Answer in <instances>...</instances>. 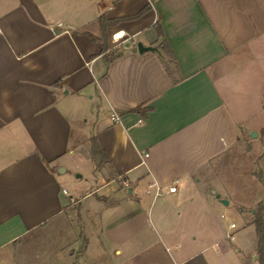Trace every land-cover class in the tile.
<instances>
[{
    "label": "crops",
    "instance_id": "crops-1",
    "mask_svg": "<svg viewBox=\"0 0 264 264\" xmlns=\"http://www.w3.org/2000/svg\"><path fill=\"white\" fill-rule=\"evenodd\" d=\"M48 3L0 0V251L29 235V258L47 262L36 248L63 216L64 264H260L253 206L264 188L238 208L217 165L239 143L241 155L256 147L243 172L260 185L264 0ZM82 123L92 128L79 136ZM94 139L110 160L102 169ZM77 151L103 178L79 198L56 172ZM229 208L242 225L226 221Z\"/></svg>",
    "mask_w": 264,
    "mask_h": 264
},
{
    "label": "rangeland",
    "instance_id": "rangeland-1",
    "mask_svg": "<svg viewBox=\"0 0 264 264\" xmlns=\"http://www.w3.org/2000/svg\"><path fill=\"white\" fill-rule=\"evenodd\" d=\"M60 0H49V6L50 7H56L59 6ZM93 111H95V107H93ZM92 107L90 108L84 107L79 113L84 112L85 115L83 118H90V114ZM78 113V111H77ZM82 121V120H80ZM80 126H76L77 128V134L79 136H83V134H79V132L83 128V133L86 134V130L89 132V130L92 128V124L89 123L87 125L85 124H79ZM77 135V136H78ZM262 138V137H261ZM261 140V139H260ZM264 144V141H263ZM245 145V142L239 143L235 149L227 153L225 156L222 158V163L217 165L221 171H224L227 174V176L230 178L227 180L228 182L226 183L227 189L230 190V194H232L231 199H233L234 206H238V208H241L239 204H236L238 201L239 203H245L247 206L250 205L252 202L254 203L255 196L257 195L258 197L261 195L263 192L264 188V180L260 179L258 176V179L260 180V185L257 183L256 180L252 179L250 175L245 174L243 172L246 171L250 159L254 155L256 151L255 149L248 153L250 149L248 147L243 148V153L244 155L242 156L241 153L239 154L237 151H240V147H243ZM242 150V149H241ZM257 154V153H256ZM260 158L263 160H260V162H257L254 166L255 173H262L263 178H264V147H261V155H259ZM237 157V158H236ZM250 158V159H249ZM223 160L225 163H223ZM228 162H231L232 164H227ZM65 163L68 165L66 167L67 170L65 172H62V184L61 187H65L69 191V195H74V197L79 198L82 196L84 193L87 191H90L92 189H95L102 181L103 178L99 176L97 179L94 177V175L90 174V169L93 167L92 161L88 159V157L83 153V151H77L74 154H69L66 156ZM227 164V165H226ZM216 166V165H215ZM79 173L81 174L80 177H77L76 174ZM261 192H258V191ZM63 195V192H62ZM257 198V197H256ZM255 204L253 207V210L256 208ZM78 211H75L74 209L70 212V221L76 226V222L78 221L77 218ZM228 217L227 220L234 219L237 223H241L242 225V216L238 213L237 210L232 208L228 209ZM57 221V222H56ZM55 222L52 223V225L47 229L46 234H41V238L46 237L45 240H49V243L51 245H39L36 249H44L43 253H47L48 260L47 262L45 261H34V258L30 259L29 258V245L27 243V239L29 238V235L25 236L24 238L26 239L25 243L22 244V246L16 248L15 244H10L6 246L4 249L0 251V264H64V257H63V251H61V248H63V243L66 242L68 239H63V216L59 217ZM61 223V225H59ZM40 236V235H39ZM24 239V240H25ZM63 240H65L63 242ZM60 247V252H57ZM74 250L76 249L75 243L69 244L67 247V250L72 251L71 249ZM17 250V252H16ZM40 252V251H39ZM80 252V250H79ZM75 260H73L74 262ZM71 262V263H73Z\"/></svg>",
    "mask_w": 264,
    "mask_h": 264
},
{
    "label": "trees",
    "instance_id": "trees-1",
    "mask_svg": "<svg viewBox=\"0 0 264 264\" xmlns=\"http://www.w3.org/2000/svg\"><path fill=\"white\" fill-rule=\"evenodd\" d=\"M106 18L104 16L101 17V21L103 23V27H105L106 23ZM159 28V33L161 34L163 38V32L160 27ZM106 47V43L104 45ZM162 51L163 54H161V57L163 58V61L165 63V66L168 71H170V66L166 62V58L170 59L172 62L173 60V52L169 48V46L165 43V40H163V45H162ZM92 156L94 160L97 163L98 168H104L105 166L109 165V157L106 153V151L96 142V140H93V145L91 148ZM260 179H263V174L262 173H257ZM253 221L256 225V231L258 235V254H259V261L260 264H264V198L258 202L255 208V213L253 217Z\"/></svg>",
    "mask_w": 264,
    "mask_h": 264
},
{
    "label": "water",
    "instance_id": "water-1",
    "mask_svg": "<svg viewBox=\"0 0 264 264\" xmlns=\"http://www.w3.org/2000/svg\"><path fill=\"white\" fill-rule=\"evenodd\" d=\"M158 51V48L157 47H155V46H146V45H144L142 42H139L138 43V51L140 52V53H144V52H146V51ZM250 133V135L252 136V137H257L258 136V133L256 132V131H251V132H249ZM237 140V131L235 130V137H234V142ZM65 170V167L64 166H62V165H59L57 168H56V172H58V173H61V172H63ZM76 176L77 177H79V176H81V174H79V173H77L76 174ZM218 196H219V194H218ZM222 201H223V203L224 204H226V205H228L229 204V201L227 200V199H222Z\"/></svg>",
    "mask_w": 264,
    "mask_h": 264
},
{
    "label": "built area",
    "instance_id": "built-area-1",
    "mask_svg": "<svg viewBox=\"0 0 264 264\" xmlns=\"http://www.w3.org/2000/svg\"><path fill=\"white\" fill-rule=\"evenodd\" d=\"M113 118L115 119V120H119L120 119V116L119 115H117L116 113H114L113 114ZM142 121V120H141ZM140 121V122H141ZM177 182V181H176ZM124 183L125 184H128L129 182H128V180H124ZM153 187H155V189H156V192L157 193H160L161 192V186L159 185V184H157V183H154V184H151L150 186H149V188H148V192H151L152 191V188ZM177 190V186L176 185H172V186H170V188H169V191L170 192H175ZM64 192L67 194L68 193V191L66 190V189H64ZM72 200H73V198H72ZM224 216V215H223ZM230 228L231 229H235V228H237V224L235 223V222H232L231 224H230ZM228 238L230 239V240H234L235 238H236V236H235V234L234 233H228Z\"/></svg>",
    "mask_w": 264,
    "mask_h": 264
}]
</instances>
